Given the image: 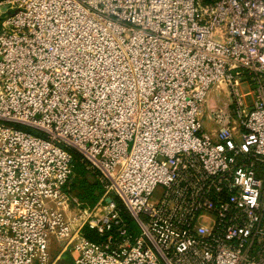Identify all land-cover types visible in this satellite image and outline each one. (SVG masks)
I'll use <instances>...</instances> for the list:
<instances>
[{
	"label": "built area",
	"instance_id": "obj_1",
	"mask_svg": "<svg viewBox=\"0 0 264 264\" xmlns=\"http://www.w3.org/2000/svg\"><path fill=\"white\" fill-rule=\"evenodd\" d=\"M65 251L264 264V0H0V264Z\"/></svg>",
	"mask_w": 264,
	"mask_h": 264
},
{
	"label": "trees",
	"instance_id": "obj_2",
	"mask_svg": "<svg viewBox=\"0 0 264 264\" xmlns=\"http://www.w3.org/2000/svg\"><path fill=\"white\" fill-rule=\"evenodd\" d=\"M70 150L73 155L74 167L76 171V176L70 183L71 191L76 187L83 186V193L80 196V200L86 203L88 202L87 200H90V204H94L99 200L104 192L102 183L95 179L94 174L85 168L84 162L81 160L82 155L75 149ZM117 203L122 206L119 199ZM123 211L124 215L128 217L126 210L123 209ZM87 235L93 240H97L99 238L96 232L90 229H87Z\"/></svg>",
	"mask_w": 264,
	"mask_h": 264
},
{
	"label": "rangeland",
	"instance_id": "obj_3",
	"mask_svg": "<svg viewBox=\"0 0 264 264\" xmlns=\"http://www.w3.org/2000/svg\"><path fill=\"white\" fill-rule=\"evenodd\" d=\"M219 95L221 96L222 98L226 96V93L222 90H219L216 86L212 87L209 91V95H208V98L209 100H214L216 98V96ZM204 121V124L206 123V120L203 119ZM72 193L73 195L77 196L79 199H80V196L81 194L83 193V186H79V187H76L72 190ZM114 195V194H113ZM114 198L115 200L118 201V198L114 195ZM87 204H90L91 201L90 200H87ZM98 213H102V210H98ZM58 243L56 242L55 238L54 237H51L50 239V252L53 253V251H56L58 249ZM56 249V250H55ZM52 255H55V253H53Z\"/></svg>",
	"mask_w": 264,
	"mask_h": 264
},
{
	"label": "crops",
	"instance_id": "obj_4",
	"mask_svg": "<svg viewBox=\"0 0 264 264\" xmlns=\"http://www.w3.org/2000/svg\"><path fill=\"white\" fill-rule=\"evenodd\" d=\"M58 252H59V249H57L56 251H53L55 255H52V258H55ZM53 253L51 252V254ZM75 257H76V253L74 251H65L64 253L61 254V257L60 259H58L56 264H73Z\"/></svg>",
	"mask_w": 264,
	"mask_h": 264
},
{
	"label": "water",
	"instance_id": "obj_5",
	"mask_svg": "<svg viewBox=\"0 0 264 264\" xmlns=\"http://www.w3.org/2000/svg\"><path fill=\"white\" fill-rule=\"evenodd\" d=\"M106 200H107V201H113L114 199H113L112 196H107V197H106Z\"/></svg>",
	"mask_w": 264,
	"mask_h": 264
}]
</instances>
